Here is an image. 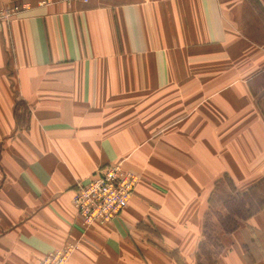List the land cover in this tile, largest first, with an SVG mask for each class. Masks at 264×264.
Returning a JSON list of instances; mask_svg holds the SVG:
<instances>
[{
    "label": "crops",
    "instance_id": "1",
    "mask_svg": "<svg viewBox=\"0 0 264 264\" xmlns=\"http://www.w3.org/2000/svg\"><path fill=\"white\" fill-rule=\"evenodd\" d=\"M13 5L0 264L71 244L69 264H264V208L230 233L219 217L226 185H264V0H0ZM116 163L141 181L112 224L85 230L77 183Z\"/></svg>",
    "mask_w": 264,
    "mask_h": 264
},
{
    "label": "built area",
    "instance_id": "2",
    "mask_svg": "<svg viewBox=\"0 0 264 264\" xmlns=\"http://www.w3.org/2000/svg\"><path fill=\"white\" fill-rule=\"evenodd\" d=\"M77 1L88 3L91 0H56L67 4ZM22 8L13 5L0 9V21H12L21 13ZM140 181L139 175L125 169L122 163H116L103 167L87 182L77 183L73 206L82 227L88 230L95 225L111 224L128 207ZM77 249V244H71L55 250L39 264H69Z\"/></svg>",
    "mask_w": 264,
    "mask_h": 264
},
{
    "label": "rangeland",
    "instance_id": "3",
    "mask_svg": "<svg viewBox=\"0 0 264 264\" xmlns=\"http://www.w3.org/2000/svg\"><path fill=\"white\" fill-rule=\"evenodd\" d=\"M129 171H131V170H129ZM140 180H141V176H140ZM219 199L221 200V202H222V200L225 201L224 203H226V205L228 204L227 209H228L229 215L227 216L226 219L228 220L229 218H233L234 222L238 224L240 221H242L243 218H245L249 214H251V213L255 212L256 210H258L259 208H261V206H263V204H264V185L262 186V188H260L256 192H253L252 194H250L246 198L236 197L233 194L232 189L226 185L223 188V190L221 191V193L219 194ZM220 204H222V203H220ZM219 217L221 218V216H219ZM116 218H115V220H116ZM228 223L231 224L230 221ZM209 225H210V221H209ZM208 235H209V241L211 243L210 245L215 244V234L213 233L211 226H209ZM209 251H212V250H209ZM213 252L216 253V257H217V254H219V250L217 249V245H216V249H214ZM203 259H204V256H203Z\"/></svg>",
    "mask_w": 264,
    "mask_h": 264
},
{
    "label": "trees",
    "instance_id": "4",
    "mask_svg": "<svg viewBox=\"0 0 264 264\" xmlns=\"http://www.w3.org/2000/svg\"><path fill=\"white\" fill-rule=\"evenodd\" d=\"M249 195H244L243 196V198H246V197H248ZM261 208H264V204H263V206H261ZM260 209V208H259ZM258 209V210H259ZM258 210H256V211H258ZM252 214V213H251ZM251 214H249L248 216H246L245 218H243V219H247ZM227 217H221L220 218V222H221V224L224 226V228H225V231L227 232V233H230V232H232L233 230H235L237 227H238V224L237 223H235L234 222V220H233V218H229L228 220L226 219ZM231 222V224H229L228 222ZM209 257V256H208Z\"/></svg>",
    "mask_w": 264,
    "mask_h": 264
}]
</instances>
